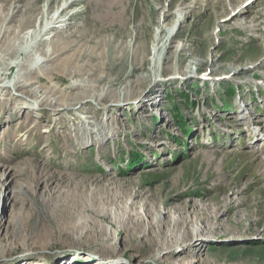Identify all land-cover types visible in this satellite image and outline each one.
I'll use <instances>...</instances> for the list:
<instances>
[{
    "label": "rangeland",
    "instance_id": "rangeland-1",
    "mask_svg": "<svg viewBox=\"0 0 264 264\" xmlns=\"http://www.w3.org/2000/svg\"><path fill=\"white\" fill-rule=\"evenodd\" d=\"M170 1L128 0L127 15L135 17L124 40L131 42L133 24H141L146 48L137 74L149 71L150 42L155 28L165 26L160 9ZM244 1L237 0L243 16L232 20L220 6L229 7L228 0H173V11L186 6V18L169 43L164 76L136 86L120 106L87 101L94 89L117 90L133 80L130 57L114 65V81L84 90L66 87L68 80L56 84L40 69L37 76L50 88L40 81L31 86L75 106L70 110L22 101L28 87L0 89V164L44 180L42 202L32 200V190L16 200L21 208L28 203L32 215L12 229L35 246L8 249L11 233L0 229V264H264V0ZM8 72L11 82L15 71ZM26 180L15 178L30 186ZM16 202L1 199L0 226ZM201 206L216 228L186 235L187 226L204 219ZM52 208L55 219L46 220ZM171 230L178 238L173 246L165 242Z\"/></svg>",
    "mask_w": 264,
    "mask_h": 264
},
{
    "label": "bare ground",
    "instance_id": "bare-ground-1",
    "mask_svg": "<svg viewBox=\"0 0 264 264\" xmlns=\"http://www.w3.org/2000/svg\"><path fill=\"white\" fill-rule=\"evenodd\" d=\"M38 1L40 0H0V89L18 90L28 87L22 101L25 102L31 99L38 104L46 102L47 107L52 106L50 109L70 110L75 106H70L63 99L59 104V96L53 98L38 94L37 91L42 93L44 90L31 86L32 82L40 81L46 88H50L46 83L48 81L47 78L43 75L37 76V72L40 69L43 70L46 67L43 71L50 73L56 84H60V81L64 84L68 80L69 82L65 84L66 87H80L84 90L90 88L94 82L114 81L111 78V75L116 72L114 65H124L127 60L126 58L130 57L133 66L130 68L131 70L127 78L133 76V83L130 80L124 81V84L119 89L112 90L115 94L110 96H107V93L112 91L106 89L97 91L94 89L90 94V99L87 101V103L93 104L96 100H110L109 104L111 105L108 109L120 106L128 103L134 92L139 90L136 86L145 81L148 82L150 79V81H158L164 76L163 74L166 71L165 63L169 57L167 55L170 47L169 43L176 36L177 27L181 26L186 18V12H183L186 6L182 5L183 2L179 5L177 4V12L176 10H172L174 6L173 0L169 2L168 8L161 7L160 10L163 12L164 17L162 21L166 23L165 26L162 25L155 28L150 42L151 55L149 56V62L151 66L148 72L140 75L137 72L143 69V64H139L138 66L136 64L138 63L139 55L141 54V57L143 55L142 48L146 50L139 39L138 28L141 24H133L132 31L134 34L132 35L131 39L133 40L131 42L124 40V37L126 38L129 35L127 23L131 22L135 17L131 18V16L127 15V8L130 4L128 0H44L41 5L37 4ZM60 1L61 5L55 7ZM154 1L158 3L160 0ZM228 1L229 7L224 9V5H220L222 11L225 12L223 16H229L232 20L243 16L244 7H237L239 4L237 0ZM82 2L86 5L84 11L76 9V5L79 3L81 5ZM52 7L55 8L53 13L50 12L52 11ZM72 8L74 9L73 12L67 13ZM34 16L36 18L33 26L27 31L22 32ZM172 16L173 20L168 25L170 21L167 20ZM81 17L86 19V23L75 26L72 21ZM72 48L74 51L71 52L70 49ZM92 60H95V62L91 64ZM193 63L195 68L201 66L200 61H193ZM186 67H191L192 69L190 64L186 65ZM10 69H14L15 71L11 82L9 81L8 72ZM194 72L190 70L184 73L193 75ZM34 73L36 76H33ZM174 73L180 74L178 71H174ZM51 87L55 91H60V88L56 87V85ZM56 104H59L60 107L55 106ZM39 105L43 106L42 104ZM102 106L106 108L104 105ZM101 126L99 124V127ZM11 167L7 164H0V201L3 198L6 200L7 195L13 197L15 202L18 199L26 200L24 191L26 190L27 193L30 192L28 190H32V200L35 198L36 202H42L38 189L40 188L41 181L44 182V180L40 181L41 177H38L36 174H29L28 177L24 178V167L18 169V171ZM17 175H23V180L27 179L30 181V186L25 185L23 182L17 183L15 181ZM44 189H46L45 185ZM25 204V207L21 208L19 203L16 202V209L12 217L4 220V224L0 226V229L11 233L8 237V242H11L7 247L8 249L10 247L26 245V248L30 249L35 246L34 238H30V241L25 242L24 240H19L18 235L12 236L14 233L12 229L17 231L20 227L25 226L27 220L32 215L28 210V203L25 202ZM202 207H199V209L205 211L204 219L201 220V224L196 223L195 225L187 226L186 235L209 232L216 228L215 225L207 223L211 217L207 209ZM50 212H53V208L45 212L44 217H46V220L55 219L51 216L52 213ZM180 222L182 221H178V223ZM131 225H137L140 228L139 223H132ZM44 227L45 230L49 229L45 224ZM171 231L174 235L171 236V239H165V242L168 244L172 243L173 246L177 243L178 238L175 232ZM143 236L150 241L149 235L143 233ZM18 242L24 243L20 244ZM161 248L165 249L163 246ZM106 249L107 247L103 250ZM30 255L28 254V256ZM56 256L59 257V254Z\"/></svg>",
    "mask_w": 264,
    "mask_h": 264
},
{
    "label": "trees",
    "instance_id": "trees-1",
    "mask_svg": "<svg viewBox=\"0 0 264 264\" xmlns=\"http://www.w3.org/2000/svg\"><path fill=\"white\" fill-rule=\"evenodd\" d=\"M229 92V91H228ZM138 156V155H137Z\"/></svg>",
    "mask_w": 264,
    "mask_h": 264
}]
</instances>
